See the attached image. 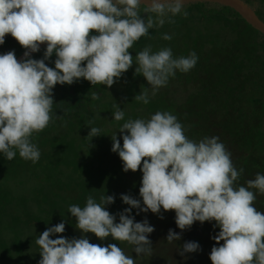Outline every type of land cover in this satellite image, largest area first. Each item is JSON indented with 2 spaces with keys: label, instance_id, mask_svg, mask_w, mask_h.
I'll return each instance as SVG.
<instances>
[{
  "label": "clouds",
  "instance_id": "obj_1",
  "mask_svg": "<svg viewBox=\"0 0 264 264\" xmlns=\"http://www.w3.org/2000/svg\"><path fill=\"white\" fill-rule=\"evenodd\" d=\"M186 4L184 0L143 4L141 0H0V45L10 34L27 50L22 61L14 50L0 54V152L9 161L18 151L22 159L38 162L41 153L31 137L53 120L54 87L83 78L93 86L110 88L133 65L129 49L134 43L148 36L152 28L175 23L177 15L187 17ZM141 7L148 14L146 20ZM162 38L171 40L172 36L163 34ZM41 44H46L44 58H30ZM54 53L53 68L45 61ZM135 61V73L147 80L155 96L177 70L187 73L193 69L198 57L193 51L187 57L174 58L171 48L153 52L148 45L137 53ZM91 98L100 97L93 92ZM134 100L148 104V88ZM113 108L114 119L123 120L125 114L119 105ZM99 132V128L90 127L88 136H98ZM119 132L126 133L123 144L115 133L111 135V150L118 153L123 171H142L139 194L144 207L140 200L122 195L123 203L130 207L119 214L116 223V217L105 208L114 203V196L101 195L98 203L89 195L84 207L72 204L68 208L77 229L100 240L111 236L134 246L137 256H151L148 236L154 227L146 219L135 222L131 210L154 214H160L161 209L174 210L175 223L182 231L196 221L216 222L220 231L212 238L219 246L211 249L212 264H264V213L254 207L256 194L251 190L264 194V175L257 173L255 179L247 181V187H237L235 182L243 169L234 167L231 153L219 138L189 139L177 117L167 111H157L150 119H129ZM64 231L65 223L61 222L39 235V264H135L116 244L50 238ZM180 239L179 233L169 230V243ZM199 247L196 242H186L180 254L196 252Z\"/></svg>",
  "mask_w": 264,
  "mask_h": 264
},
{
  "label": "trees",
  "instance_id": "obj_2",
  "mask_svg": "<svg viewBox=\"0 0 264 264\" xmlns=\"http://www.w3.org/2000/svg\"><path fill=\"white\" fill-rule=\"evenodd\" d=\"M239 1L257 23L223 2L184 0L188 16L173 17L181 31L165 29L175 24L167 22L150 29L153 34L166 33L154 35L150 41L145 36L135 42L129 49L132 56L135 53L133 65L110 88L93 86L83 78L54 87L53 120L31 137L40 150L39 161H26L18 151L9 161L0 152V264L23 263L24 248L29 243L24 237L31 229L45 231L61 222L76 227V218L68 208L72 204L84 207L89 195L98 203L101 195L114 196V203L105 208L116 217V223L119 214L130 207L123 203L122 195L140 200L144 207L139 194L142 171H123L122 160L111 150V135L116 133L122 146L119 128L129 119H150L157 111L170 112L189 139L199 142L205 137L219 138L231 153L234 167L243 169L235 182L237 187H247V181L255 179L257 173L264 175V0ZM140 12L146 20L148 14L143 13V7ZM196 23L201 27L195 29ZM163 34L172 39L164 40ZM148 45L153 52L169 47L174 58L187 57L194 51L197 64L187 73L177 70L167 85L152 96L147 80L135 73L138 47ZM13 50L17 59L27 51L10 34L6 35L0 54ZM45 50L46 44L40 45L30 58L43 59ZM55 59L54 53L45 63L54 68ZM80 86H84L83 91L76 93ZM144 88L149 91L148 104L134 100ZM93 92L100 98L93 100ZM116 104L125 114L121 121L113 117ZM90 127L99 128V135L88 136ZM251 190L256 194L254 207L264 213V194ZM130 215L135 222L146 219L154 227L148 236L151 256H137L134 246L111 236L100 240L89 232L84 238L101 246L116 244L132 256L135 264H212L211 249L219 246L212 238L220 231L215 221H196L182 231L175 223L174 210L161 209L160 214H154L133 208ZM170 229L181 239L169 243ZM5 231L10 232L9 240L4 237ZM186 242H196L200 247L181 255ZM6 253L8 263L3 262Z\"/></svg>",
  "mask_w": 264,
  "mask_h": 264
},
{
  "label": "rangeland",
  "instance_id": "obj_3",
  "mask_svg": "<svg viewBox=\"0 0 264 264\" xmlns=\"http://www.w3.org/2000/svg\"><path fill=\"white\" fill-rule=\"evenodd\" d=\"M197 27L194 26V28H200L201 26L196 23ZM200 26V27H199ZM165 29H176L177 31H181V27L176 25L175 24H171L169 27H166ZM161 33H166L165 31L161 32ZM161 33L159 32H156L153 34V32H149V35L146 36L145 40L147 41H150L152 40L155 36L154 35H161ZM153 34V35H152ZM150 38V39H148ZM152 42V41H151ZM138 51H142L144 46H140L138 47ZM137 51V53H138ZM135 55V53H132ZM133 55V56H134ZM137 55V54H136ZM86 85H90L89 83H87ZM81 87V88H80ZM78 87V89L76 88V93L78 91V93H80L81 91H83V88L84 86H80ZM75 91V90H74ZM123 135L124 133H120V135ZM55 226V225H53ZM52 227V226H51ZM43 231L41 229H31L29 231H27V234L26 236L24 237V240H28V244L27 246L24 248V252H23V263L22 264H39V261L40 259L42 258L40 256V248L39 246L36 244V240L38 239L39 235L42 234ZM64 237V238H67L69 240L73 239V238H76V239H79V238H84L85 236V233H83L81 230L77 229L76 227H67L65 226V231L63 233H60V234H53V236H51L50 238L52 239H56L58 237ZM4 237L9 240L10 237V232L8 231H5L4 232ZM13 250V249H12ZM8 254L6 253L5 255V259L3 260L4 263H8L10 261V259L8 257H6Z\"/></svg>",
  "mask_w": 264,
  "mask_h": 264
},
{
  "label": "water",
  "instance_id": "obj_4",
  "mask_svg": "<svg viewBox=\"0 0 264 264\" xmlns=\"http://www.w3.org/2000/svg\"><path fill=\"white\" fill-rule=\"evenodd\" d=\"M215 1L223 2L225 4L230 5L231 7L237 9L243 16L247 17V19L257 23V20L253 17L252 13L239 0H215ZM141 2L148 3V1L146 0H141ZM24 58L25 57L23 55L18 60L22 61L24 60Z\"/></svg>",
  "mask_w": 264,
  "mask_h": 264
}]
</instances>
